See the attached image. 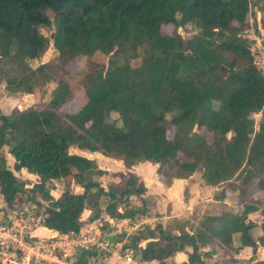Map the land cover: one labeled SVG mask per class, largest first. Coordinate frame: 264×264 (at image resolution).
Listing matches in <instances>:
<instances>
[{
	"label": "trees",
	"instance_id": "16d2710c",
	"mask_svg": "<svg viewBox=\"0 0 264 264\" xmlns=\"http://www.w3.org/2000/svg\"><path fill=\"white\" fill-rule=\"evenodd\" d=\"M253 5L264 12V0H0L4 90L34 93L58 73L46 108L0 115V193L6 204L26 193L41 207L42 224L65 234L81 229L86 209L91 219L104 212L118 218L145 213L144 206H132V197L147 190L135 173L117 172L120 181L105 188L100 178L107 172L77 148L121 159L128 168L157 164L167 184L198 173L203 185L226 184L215 200L237 199L204 212L192 233L181 220L168 229L157 224L139 231L132 245L151 239L140 249L143 259L166 264L167 257L192 247L188 264H204L201 250L216 242L232 255L264 247V218H251L264 216V207L249 197L253 187L264 191V71L242 34ZM167 24L173 33L163 32ZM187 25L196 31L188 38L178 32ZM44 27L54 28L51 36ZM51 41L58 60L33 67ZM101 54L106 63L93 58ZM81 58L88 59L84 70L71 72L68 65ZM135 59L140 63L134 65ZM77 76L87 101L77 112L62 111L75 97L71 82ZM255 113H262L258 126ZM22 169L39 181L27 187L16 174ZM69 176L83 192L66 184L55 198L48 184ZM230 259L228 264H264Z\"/></svg>",
	"mask_w": 264,
	"mask_h": 264
},
{
	"label": "rangeland",
	"instance_id": "374dc122",
	"mask_svg": "<svg viewBox=\"0 0 264 264\" xmlns=\"http://www.w3.org/2000/svg\"><path fill=\"white\" fill-rule=\"evenodd\" d=\"M51 16H53V13H50ZM235 24H239L235 22ZM163 32L165 33H173L174 32V26L172 24H167L162 27ZM43 33L46 36H51L52 32L54 31V28L50 29L49 27L42 28ZM178 32L182 34L183 37H191L196 32L194 28L191 25H187L184 27H180ZM244 37H247L250 40V47L252 54L254 56V60L256 65L264 71V12L258 9V6H252L251 12L247 17V20L244 25V29L242 32ZM95 60L106 63L108 60V57L104 54L101 55H95L93 57ZM58 60V52L54 48L52 41L51 44L46 51V53L38 60H32L31 65L33 67H37L39 64L50 62L55 63ZM87 58H81L78 61L74 60L68 65V69L71 72L77 73L79 71L84 70L85 66L87 65ZM134 65H137L140 63L139 59H135L132 61ZM57 80H58V73L52 74V80L40 84L39 87L34 91V93H18L15 95H9L5 90V83L0 82V115L6 114V115H13L20 111L34 108V109H44L48 106L49 101L52 98V92L54 88L57 86ZM72 91L74 93V99L64 106L61 107L62 111L74 113L77 112L81 106L86 103L87 97L85 95L84 87H83V81L82 78L77 76L72 82H71ZM118 115L116 113H113L112 117L116 118ZM257 126L259 125V121L262 117V113H255L254 114ZM1 122V120H0ZM195 130H199L195 128ZM175 132V126L171 125L168 130V135L170 138L174 136ZM73 151V150H72ZM9 166L13 169V163L14 159L10 155L7 154ZM97 160H101L103 166L113 168L114 171H107L108 174L106 176H103L104 179L101 180L102 185L105 188H108L111 184L117 183L120 180V176H117L115 173L116 171H119V166L116 161H108L106 162L105 159L103 160V156L99 155V157H95ZM105 162V163H104ZM113 162V163H112ZM114 164V165H113ZM198 172H203V168L200 167L198 169ZM16 174L20 178H24L20 171H16ZM32 179L27 180L28 185L27 187H32L36 181H39V178L37 177H31ZM73 177L69 176L64 180H60L58 183H56L55 188H58L59 191L51 193L55 198L59 197L64 189L66 188V184H72ZM224 187L226 184H222ZM48 187L51 188V184H48ZM75 192H82L83 189L80 188H74ZM252 194L256 192V187L252 188ZM51 191V190H50ZM258 192L256 194V197H261L262 200V207H264V193ZM252 194H249L250 196ZM27 195L26 193H20L18 195L17 201L12 205L8 206L6 202L4 201L3 196L0 193V218L3 222H8V214L15 215L17 213H22L25 216L28 215H34L35 217L39 216V211L41 210V207H32L36 204L30 203L27 201ZM255 198V197H252ZM156 199H141L139 197H134L132 199V206L136 207H145L148 211L146 216L136 215L134 218H131L132 223H142V227L138 229V231H143L147 229L148 227H155L159 222H163L162 216L164 215L161 212V209L159 208V204L155 201ZM235 202H237V199H233ZM143 202H145V205L142 206ZM204 207L202 210L205 212H210L212 210L220 211L223 207L220 206L221 204L218 203H212L208 201H204ZM148 206V209H147ZM150 207V208H149ZM87 210V209H86ZM89 210V209H88ZM121 210V209H120ZM164 210V207L162 206V211ZM202 210L194 213L195 222L193 223V227L198 226L199 224V218L202 216ZM87 211L84 210L82 213V218L87 214ZM92 214V213H91ZM153 218H158L157 221H154ZM148 219V220H147ZM144 220H147L145 223ZM115 230H118L117 232H120V227L115 228ZM135 232V233H136ZM122 234V233H119ZM133 235V234H131ZM132 237V236H131ZM130 237V238H131ZM218 243H214L211 248H214V251L216 255H208L210 258V262L213 264H217L220 261L229 262L231 259L225 254V252L221 249L223 247H218ZM211 254V253H208Z\"/></svg>",
	"mask_w": 264,
	"mask_h": 264
},
{
	"label": "built area",
	"instance_id": "2783aa9c",
	"mask_svg": "<svg viewBox=\"0 0 264 264\" xmlns=\"http://www.w3.org/2000/svg\"><path fill=\"white\" fill-rule=\"evenodd\" d=\"M42 220L43 215L23 212L8 214L7 223L0 218V264H149L130 241L142 224H133L129 218L101 214L86 226L80 220L76 233L49 228V233L39 235L35 231L44 226ZM113 226H119L120 232L110 233ZM119 233L125 234L124 239Z\"/></svg>",
	"mask_w": 264,
	"mask_h": 264
},
{
	"label": "crops",
	"instance_id": "0c3cea01",
	"mask_svg": "<svg viewBox=\"0 0 264 264\" xmlns=\"http://www.w3.org/2000/svg\"><path fill=\"white\" fill-rule=\"evenodd\" d=\"M74 152L81 154V155H85L87 157H90V158H93L96 160H97V158H95V157H99V155H101V156H103L102 159L103 160L105 159L106 162L116 161V163L118 165H120L119 166L120 168H119V171L113 172L115 174L117 172L135 173L147 188L146 192L143 195H141L139 198L144 199V200L156 199L155 201L159 204V208L161 209V212L164 214L161 218V219H163V222H159L158 224H161L164 229H168L169 225L172 224L174 222V220H181L184 222H188V223H186L187 224L186 229L192 233V229H193L192 224L195 222L194 213L201 211L203 209L204 203H205L204 201H208V202L210 201L212 203H218V204H221L220 206H222V207L224 206V203H227V204L237 203V202L233 201L231 198L227 199L225 202L215 200L214 195L220 194L222 192L224 186L223 185H218V186L203 185V184H201V182L199 180L198 173H195L194 175H192L189 178H175V179H173L171 184H167L166 179L163 176L158 174V172H157L158 165L157 164H153L151 162L146 161V162L136 163L131 168H128L125 166L123 160L106 156L100 152L90 153L87 151L79 150L77 148H74ZM8 155H10V154H8ZM10 156L12 157V159H14L12 155H10ZM97 162H98L99 167L102 168L103 170H105L106 172L107 171H109V172L114 171L113 168H109V167L105 168L103 166L101 160L98 159ZM20 173L24 177L23 179H26V180L32 179L31 177H37L38 178L37 175L28 172L26 169H22L20 171ZM106 174H108V172ZM106 174H104L103 176H106ZM103 176L100 178V182L102 179H104ZM59 181L60 180H53L52 181V185L50 188L51 193H53L54 191L55 192L59 191L58 188H55L56 183H58ZM36 182H38V180ZM101 184H102V182H101ZM70 185H71V188L74 192H75V189H74L75 187L84 190V188L82 186L75 184L74 180H73L72 184L70 183ZM83 190H82V192H83ZM252 191L253 190H251V192L249 194H252ZM258 192L264 193L263 190L256 189V192L254 194H252L251 196L249 195V197H255L256 199L262 200L261 197H258V198L256 197V194ZM76 193H81V192H76ZM263 193L261 195H263ZM134 197H138V196H133L132 199ZM143 205H145V202H143L142 206ZM162 206L164 207L163 211H162ZM147 209H148V206H147ZM85 211H87L86 212L87 214L83 218L81 216L80 220L82 221V224L86 226L87 224L94 223L97 218L91 219V213H92L91 209H89V210L87 209ZM147 212L148 211L146 210L144 214H141V216H146ZM204 212L205 211L202 210V213H204ZM102 214H108V213L104 212ZM251 218L257 222H260V219L262 220L264 218V216L262 214H260L259 212H256V213H253L251 215ZM129 219H131V218H129ZM157 219L158 218H153L154 221H157ZM147 220H144L143 222L145 223ZM133 224H134V222H133ZM140 224H142V223H140ZM117 227H119V226L111 227L109 229V232L110 233L117 232L118 230H115V228H117ZM150 228H154V227H150ZM138 232L133 233L132 237L130 238V241L133 238V236L135 234H137ZM35 233H37L39 235H45V234L49 233V228L46 226H39L36 229ZM176 233L179 234V231L177 230ZM259 233L260 234L263 233L262 229ZM124 236H125L124 233L118 235V237L121 239H124ZM108 239L113 240V237H109ZM150 240L151 239H146V240L140 241L138 243V247H135L134 245H132V246L134 248H136L137 250L141 251L140 249L145 248L148 241H150ZM212 245H208L205 249H202L200 252L201 253V260L204 262V264H213L214 263V262L213 263L210 262V258L208 256V255H216L214 248H211ZM218 247H220V245H218ZM209 250H212L210 252L211 254L206 253ZM221 250H223L229 258H231V256H232V257L239 259V260H247V259H251V258H254L255 260H263L264 259V247L263 246H259L257 248V250H255V251H253L250 248H247L244 251H242V253L233 254V255L227 254V252L225 251L224 248ZM192 251H193L192 247H187L186 251H178L174 255L167 257L163 261L166 264H188L189 263V253ZM146 261H148L149 264H161V261L158 259L146 260ZM217 264H228V262L220 261Z\"/></svg>",
	"mask_w": 264,
	"mask_h": 264
},
{
	"label": "water",
	"instance_id": "95a60500",
	"mask_svg": "<svg viewBox=\"0 0 264 264\" xmlns=\"http://www.w3.org/2000/svg\"><path fill=\"white\" fill-rule=\"evenodd\" d=\"M229 201V200H228Z\"/></svg>",
	"mask_w": 264,
	"mask_h": 264
}]
</instances>
